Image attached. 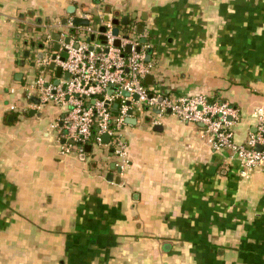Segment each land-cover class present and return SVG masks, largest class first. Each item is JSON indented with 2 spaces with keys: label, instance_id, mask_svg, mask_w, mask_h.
Instances as JSON below:
<instances>
[{
  "label": "crops",
  "instance_id": "crops-1",
  "mask_svg": "<svg viewBox=\"0 0 264 264\" xmlns=\"http://www.w3.org/2000/svg\"><path fill=\"white\" fill-rule=\"evenodd\" d=\"M105 16L144 38L148 94L227 100L237 143L264 110V0H0V264H264V173L243 177L201 127L134 112L121 167L108 142L62 138L67 105L26 96L36 79L66 80L44 62L56 44L65 56L72 19L98 31Z\"/></svg>",
  "mask_w": 264,
  "mask_h": 264
},
{
  "label": "built area",
  "instance_id": "built-area-1",
  "mask_svg": "<svg viewBox=\"0 0 264 264\" xmlns=\"http://www.w3.org/2000/svg\"><path fill=\"white\" fill-rule=\"evenodd\" d=\"M91 26L79 27L81 35L74 34V40L64 45V61H60L59 56L54 60L68 74V79L62 84L36 79L24 87L27 97L35 95L43 103L68 106L58 126L65 141L72 142L81 151L89 141L104 143L103 136L107 135L112 155L119 160L121 167H125L129 163L127 143L122 134L126 120L134 112L141 113L143 108L170 110L181 122L201 127L213 151L226 150L234 155L240 161L243 177L255 171L264 173L262 108L253 111L254 131L243 143H237L232 128L240 118L237 107L221 97L207 94L173 99L148 94L141 82L151 70L145 60L146 47L141 46L135 36L122 38L121 35L117 37L120 46L115 47L116 37L111 35L113 25L109 21L103 22L106 31L102 34ZM99 35L105 37V44L96 40ZM90 36H93L91 41ZM126 46H130L129 53L124 50ZM49 62L48 58L44 63ZM109 89H112L110 94ZM9 110L16 111V104L10 105ZM71 148L70 144L62 145L61 154L68 153Z\"/></svg>",
  "mask_w": 264,
  "mask_h": 264
},
{
  "label": "water",
  "instance_id": "water-1",
  "mask_svg": "<svg viewBox=\"0 0 264 264\" xmlns=\"http://www.w3.org/2000/svg\"><path fill=\"white\" fill-rule=\"evenodd\" d=\"M106 11H107V10H106ZM108 20H109V19H108V16H105V17L103 18V21H104V22H108ZM111 23H112V25H113V28H112V30H111V35H112L113 37H116L115 40H114V42H113V45H114L115 47H119V46H120V39L117 38V37H118L119 35H121V34H120V31H119V29H118V27H117V25H118V21H117V20H113ZM122 24L125 25V26H127V25H128V20H127L126 18H124L123 21H122ZM71 25L74 26V27H77V26H79V27H88V26L90 25V22H89L88 20H86V19L75 17V18L72 19V21H71ZM114 26H115V27H114ZM105 31H106L105 26H100V27L98 28V32L101 33V34L104 33ZM51 38H52V40L58 42V41H59V34H53V35L51 36ZM122 38H128V34H127V30H126V29H124V30L122 31ZM92 39H93V36H90L89 40L91 41ZM98 40L101 42V44H105V42H106L105 37H104L103 35H100V36L98 37ZM144 41H145L144 38H142V39L140 40V43H144ZM64 43H65V44H68V43H69V38H68V37L64 39ZM43 47H44L43 45H40V46H39L40 49H42ZM59 49H60V45H59V44H56V45L53 47V49H49V48H48V50H49V56H48V58H49L50 62H49V65L47 66V68H48L49 70H51V71H52V70L55 71V74H56L57 79H58L59 76L61 75V73H62V69L60 68V66H56V64H55V62H54V60L56 59V55H55L54 53H52V51L57 52ZM124 50H125L126 53H129V52H130V46H126ZM136 50L139 51V48H137ZM63 52H65V50H63ZM149 54H150V51H147V56H146V58H145L146 61H149V59H150V55H149ZM25 55H26V54H25ZM38 58H39V59H42V53H39V54H38ZM59 60H60V61H64V57H63V56H60V57H59ZM65 79H68V74H66ZM57 81H58V80H56L55 84H58ZM111 91H112V89H109V90H108V93L110 94ZM123 95H124V96H128V94L125 93V92H123ZM134 98H136V96H134ZM31 101H33V102L35 101V103H38V100H36V99L34 100L33 98L31 99ZM113 107H115V106H113ZM156 113H158V111H157ZM167 113H170V110H167ZM126 122H128V119L126 120ZM108 140H109V137H108L107 135H104V136H103V141H104V142H108ZM88 149H89V145H86V146H85V151H87ZM258 149H260V148H258Z\"/></svg>",
  "mask_w": 264,
  "mask_h": 264
},
{
  "label": "rangeland",
  "instance_id": "rangeland-1",
  "mask_svg": "<svg viewBox=\"0 0 264 264\" xmlns=\"http://www.w3.org/2000/svg\"><path fill=\"white\" fill-rule=\"evenodd\" d=\"M78 15V14H77ZM91 25V24H90ZM76 34L78 35V36H80L81 35V32L80 31H76ZM92 43H94V42H92ZM21 70H23V68H21ZM143 110H144V108H143Z\"/></svg>",
  "mask_w": 264,
  "mask_h": 264
}]
</instances>
